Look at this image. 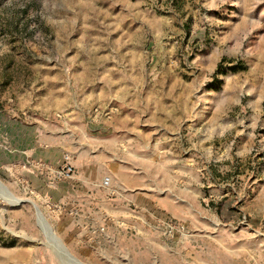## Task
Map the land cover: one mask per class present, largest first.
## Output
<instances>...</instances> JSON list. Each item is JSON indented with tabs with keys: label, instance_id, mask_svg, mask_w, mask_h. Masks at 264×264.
Segmentation results:
<instances>
[{
	"label": "rangeland",
	"instance_id": "1",
	"mask_svg": "<svg viewBox=\"0 0 264 264\" xmlns=\"http://www.w3.org/2000/svg\"><path fill=\"white\" fill-rule=\"evenodd\" d=\"M0 183V264H264V0H0Z\"/></svg>",
	"mask_w": 264,
	"mask_h": 264
},
{
	"label": "built area",
	"instance_id": "2",
	"mask_svg": "<svg viewBox=\"0 0 264 264\" xmlns=\"http://www.w3.org/2000/svg\"><path fill=\"white\" fill-rule=\"evenodd\" d=\"M75 176V169L71 165H66L64 169L57 171L54 174L55 178L61 179H73ZM112 179L110 177H105L103 179L102 187L105 189H109L111 187Z\"/></svg>",
	"mask_w": 264,
	"mask_h": 264
},
{
	"label": "crops",
	"instance_id": "3",
	"mask_svg": "<svg viewBox=\"0 0 264 264\" xmlns=\"http://www.w3.org/2000/svg\"><path fill=\"white\" fill-rule=\"evenodd\" d=\"M65 168V166H63L62 168L61 167H57V165H55L54 163H50L49 164V167H45V170L48 172H50V174H52L53 173V175L57 172V171H59V170H61V169H64ZM105 178V177H104ZM104 178H102V181H101V183H100V187L102 188V189H104V190H110L111 188H112V186H113V182L111 183V187L109 188V189H105V188H103L102 187V183H103V179ZM68 182H70V183H72V184H74V183H77V184H79V187H80V184H85L86 183V181H85V179L81 176V174H79V172L77 171V175H76V172H75V176L73 177V179H68L67 180ZM109 193H110V191H109ZM113 196V195H112Z\"/></svg>",
	"mask_w": 264,
	"mask_h": 264
},
{
	"label": "water",
	"instance_id": "4",
	"mask_svg": "<svg viewBox=\"0 0 264 264\" xmlns=\"http://www.w3.org/2000/svg\"><path fill=\"white\" fill-rule=\"evenodd\" d=\"M2 183V182H1ZM4 185V184H3ZM5 186V185H4ZM6 187V186H5ZM7 188V187H6ZM8 189V188H7ZM9 190V189H8ZM19 205V204H18ZM12 206H16V205H12ZM34 206H35V209H36V212H37V219H38V223H39V220H43L46 224H47V226L49 227V230L51 231V234L52 235H55V233L53 232V229H52V227L49 225V223L46 221V219H45V217L43 216V214H42V212H41V210L37 207V205H35L34 204ZM56 236V235H55ZM66 249V248H65ZM69 255H71V254H69Z\"/></svg>",
	"mask_w": 264,
	"mask_h": 264
},
{
	"label": "bare ground",
	"instance_id": "5",
	"mask_svg": "<svg viewBox=\"0 0 264 264\" xmlns=\"http://www.w3.org/2000/svg\"><path fill=\"white\" fill-rule=\"evenodd\" d=\"M0 192H5V193H7V189H5V187H3V185L0 183ZM9 193V192H8ZM9 195V194H8ZM50 231V230H49ZM50 233H51V231H50ZM52 235V234H51Z\"/></svg>",
	"mask_w": 264,
	"mask_h": 264
}]
</instances>
